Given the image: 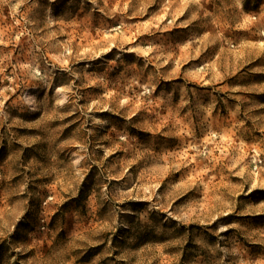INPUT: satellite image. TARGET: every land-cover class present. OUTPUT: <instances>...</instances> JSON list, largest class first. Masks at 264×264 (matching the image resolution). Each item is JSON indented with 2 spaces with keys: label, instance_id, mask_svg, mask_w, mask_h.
Listing matches in <instances>:
<instances>
[{
  "label": "rangeland",
  "instance_id": "rangeland-1",
  "mask_svg": "<svg viewBox=\"0 0 264 264\" xmlns=\"http://www.w3.org/2000/svg\"><path fill=\"white\" fill-rule=\"evenodd\" d=\"M0 264H264V0H0Z\"/></svg>",
  "mask_w": 264,
  "mask_h": 264
}]
</instances>
